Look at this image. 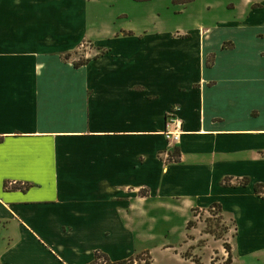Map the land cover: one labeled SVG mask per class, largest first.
Wrapping results in <instances>:
<instances>
[{
    "label": "crops",
    "instance_id": "crops-1",
    "mask_svg": "<svg viewBox=\"0 0 264 264\" xmlns=\"http://www.w3.org/2000/svg\"><path fill=\"white\" fill-rule=\"evenodd\" d=\"M110 2L0 0V264H203L156 226L214 203L264 264V0L183 32Z\"/></svg>",
    "mask_w": 264,
    "mask_h": 264
},
{
    "label": "rangeland",
    "instance_id": "rangeland-1",
    "mask_svg": "<svg viewBox=\"0 0 264 264\" xmlns=\"http://www.w3.org/2000/svg\"><path fill=\"white\" fill-rule=\"evenodd\" d=\"M244 2L245 0H111L109 9L114 14L121 12L120 10L128 13L125 18H116V25L125 22L129 25L140 23V30L163 27L173 32H183L194 25L205 27L219 20L239 16L244 12ZM99 6L103 7L104 4L100 2ZM83 49L80 47L73 53L75 63H82L90 57L82 53ZM186 217L187 212L181 211L179 214L169 215V221H160L156 227H160L162 235L163 227H178L176 231L171 229L170 233L166 232L167 240L178 241L182 239L180 237L182 227H185L188 221H192L190 228L187 229L186 239L191 244L184 254L194 256L195 259L198 258L197 260L201 259L203 264H225L228 253L229 255L232 253L234 239V224L231 217L213 207L192 209L185 224ZM195 247L194 252L192 249ZM156 256L162 264L163 260L159 254ZM141 258L140 264H144L145 257Z\"/></svg>",
    "mask_w": 264,
    "mask_h": 264
},
{
    "label": "trees",
    "instance_id": "trees-1",
    "mask_svg": "<svg viewBox=\"0 0 264 264\" xmlns=\"http://www.w3.org/2000/svg\"><path fill=\"white\" fill-rule=\"evenodd\" d=\"M79 64H83V62L82 63H74V66H78ZM177 155H178V152H177V150H173V152L172 153H169L168 154V159L169 160H174V161H176L178 158H177ZM247 182V180L246 179H242L241 181H240V184H245ZM228 183V181H227V179L226 180H224V184H227ZM259 184H256L255 186H254V189H255V191L256 192H260V188H259ZM209 207H213V208H215V209H217L218 211H221V208H220V205L219 204H217V203H214V204H212V205H210ZM222 212V211H221ZM191 224H192V221H188L187 222V224H186V229H189L190 228V226H191ZM100 255L98 254V253H96V259L99 257ZM184 256H187L186 254H184ZM100 258V257H99ZM137 258V257H136ZM146 258V259H145ZM145 258H143V260H144V264H148V257L146 256ZM103 259V261H104V264H132V262H133V259L134 258H129L128 260H126V261H122V262H117V263H110V262H108L107 260H106V258H102ZM140 259H142L141 258V256H140ZM97 262V261H96ZM230 262V255H229V253H228V257H227V259H226V263L225 264H228ZM96 264H100L99 262H97Z\"/></svg>",
    "mask_w": 264,
    "mask_h": 264
},
{
    "label": "built area",
    "instance_id": "built-area-1",
    "mask_svg": "<svg viewBox=\"0 0 264 264\" xmlns=\"http://www.w3.org/2000/svg\"><path fill=\"white\" fill-rule=\"evenodd\" d=\"M180 133V123L176 119L172 118L168 122V128L164 131L166 140L169 143L174 144L178 141ZM141 261L142 259L139 258L137 260H133L132 264H140Z\"/></svg>",
    "mask_w": 264,
    "mask_h": 264
}]
</instances>
